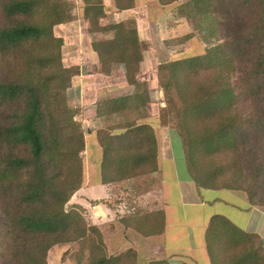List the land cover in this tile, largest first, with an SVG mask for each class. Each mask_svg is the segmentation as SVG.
Wrapping results in <instances>:
<instances>
[{"label": "trees", "instance_id": "trees-1", "mask_svg": "<svg viewBox=\"0 0 264 264\" xmlns=\"http://www.w3.org/2000/svg\"><path fill=\"white\" fill-rule=\"evenodd\" d=\"M79 1L101 72L124 67L133 90L96 104L99 174L109 196L91 206L106 205L143 236L164 230L162 211L138 203L160 181L157 140L146 121L150 92L140 78L146 48L135 23L103 25V0H0V264H48L60 245L68 246L61 263H137L132 248L110 254L87 210L69 205L84 180L86 130L69 98L81 69L65 66L54 29L76 19ZM158 3L173 7L169 26L193 22L210 37L220 35L202 54L157 65L165 103L158 125L174 128L198 190L242 191L264 207V0Z\"/></svg>", "mask_w": 264, "mask_h": 264}, {"label": "crops", "instance_id": "crops-1", "mask_svg": "<svg viewBox=\"0 0 264 264\" xmlns=\"http://www.w3.org/2000/svg\"><path fill=\"white\" fill-rule=\"evenodd\" d=\"M134 3L139 8L136 7L138 12H133V17H130V20L135 21L139 39L148 44L142 34L143 26L146 24L140 19L141 25L139 26L137 21V15L141 13V0H134ZM105 4L106 2L103 0L104 7ZM156 4L157 8L162 11L161 15L168 13V7L161 6L158 0H156ZM82 7L81 3V9ZM143 12L149 13L147 10ZM75 15L74 21L82 17L87 22L82 13ZM115 20V22L120 21L116 18ZM149 21L148 26L153 32L163 31L162 26L166 27V37L164 36L163 40L174 38V28L168 25V19L165 23L162 19L152 16V20ZM86 33L88 35V23ZM89 39L91 38L89 37ZM91 52L93 51L91 50ZM142 63H140L141 71ZM116 80L118 82L115 83V88L104 97H97L98 95H95L94 92L91 95L87 92L83 94L82 90L79 93L78 88L74 89L73 82L69 91L71 104H73L71 91L73 90L77 96L79 94L74 106L81 109L78 120L82 122L83 127L87 119L92 123V127H87L88 134L85 133L83 185L72 201L82 193L91 196H81L77 204L92 214V219L96 216L94 224L99 227V221L102 220L101 224L107 225L110 229V237L113 239L111 248L106 244L108 252L117 254L132 248L137 252L136 264H149L160 260H165L169 264H264V207L251 202L247 194L242 191L198 190L186 172L181 143L172 128L158 125L157 130L152 126L157 139L158 162V171L154 177L160 181V189L157 192L145 194L138 201L139 206L146 208V211H162L165 226L161 234L143 236L130 227L125 228L116 217V213L106 205L100 204L87 208V201L106 199L109 196L108 187L101 184L99 171L95 176L94 171L91 175L86 171L87 166L91 167V164L86 166L87 161L84 155L89 150L90 156L94 150L99 152L98 165L100 164L101 149L96 139V129L100 123L96 119V104L102 99L125 95L130 90L125 79L119 77ZM150 81L151 83L155 82L156 78H151ZM149 95L151 104L159 103V108L164 107L163 95L160 98L157 90L155 96L151 92ZM157 118L158 116L151 114L146 121L152 125V120ZM91 134L94 136L97 147L87 143L86 136ZM172 137L178 139V143H174ZM175 145L178 147L177 153L174 152L177 149ZM92 176H94L92 180L95 179L93 183L90 181ZM104 217L105 219H103ZM99 228L102 232L101 227ZM102 235L104 239L103 232ZM104 241L106 243V240Z\"/></svg>", "mask_w": 264, "mask_h": 264}, {"label": "rangeland", "instance_id": "rangeland-1", "mask_svg": "<svg viewBox=\"0 0 264 264\" xmlns=\"http://www.w3.org/2000/svg\"><path fill=\"white\" fill-rule=\"evenodd\" d=\"M105 2L106 17L101 21L103 25L115 22V18L117 20H120L121 22L132 21L130 20V17H133V12H138L136 11L137 6L134 3V0H105ZM140 4H142L141 13L139 12L140 14L137 15V21L139 23V26L141 25V20L145 22L144 24L146 25L143 26L142 30V34L144 36H142L145 37V40L148 42V44H144L146 52L144 53V60L141 64L142 71L140 70V78L142 79V81L147 83L146 85L148 88V92H151L155 96L157 90L161 98L163 95L162 88L158 86L157 81L152 83L150 81L151 78H155L157 75V70L155 69L156 65L161 62L202 54L207 48L216 45L220 41V35L218 32H216L210 37L209 34L205 33L204 31H200V29H197L193 22H181L180 24L172 27L174 28V38H172L173 40H171L169 46H166L164 44L165 40H163L164 36L166 37V27L162 26L163 31L153 32L152 29L148 26V21L152 20L153 16L154 18L162 19L166 23V19H170V15H168L169 13H164L163 15H161L162 11L157 8L156 0H141ZM167 9V12H169L171 9H173V7L168 6ZM146 10L149 12L148 14L143 12ZM73 13H82L81 1L78 2V5L73 10ZM133 22L135 23V21ZM158 24L159 23L157 22V25ZM86 27L87 22L84 21L82 17H79L76 21L68 23L67 25L56 26L54 30L56 37L62 39L63 42V62L65 66L78 65L81 69V74L73 78L72 80L74 89L78 88L79 93L82 90L83 94L87 92L91 95L92 92H94L95 95H98L97 97H104L115 88V83L118 82V80H116L117 78L120 77L122 79H125V69L120 65H115L108 74H103L101 72V66L97 64V59L94 52H91L90 39L86 33ZM105 37L109 38L110 34H107ZM231 78L232 82L236 84L238 82L239 75L237 73H234ZM77 97H79V94L77 96L76 93L72 90L71 98L73 105H76ZM164 105L165 103L163 101V106ZM149 109L150 113L153 114V116H158L159 103L150 104ZM82 119L84 123L83 116ZM152 122V126H154L155 128L158 127V119H153ZM84 127L85 130H87V127H92V123L87 119L86 123H84ZM87 132L88 131H86V133ZM86 137L88 144L95 145V147H97L94 141L93 134L89 136L87 135ZM172 139L174 143H178V139L174 137H172ZM176 148L177 149H175L174 151L175 153L178 152V147L176 146ZM90 154L91 153L89 150V152L84 155L87 161L86 166L91 164V167L87 166L88 169L86 171L90 175L94 171L95 176L96 172L99 171V152L94 150L91 156ZM94 176H92V178L90 177V181L92 183L95 181V179L92 180ZM90 181L88 182L91 183ZM81 196L91 197L90 195L82 193L79 197L74 198L73 201L71 199L69 205L77 204ZM73 197H75V195ZM121 198L122 196L119 194L116 201L120 200ZM91 202L92 200L87 201V208L91 207ZM88 215L93 223L96 222V216H94V220L91 218L92 214L88 213ZM103 219H105V217ZM101 221H99V227H101L102 229L106 244H108L111 248V240L113 239H111L110 237L111 231H109L110 229L107 227V225L101 224ZM67 248L68 246H56L55 248H53L49 253V264H73V261L68 258H66L64 263H61L60 261L63 252Z\"/></svg>", "mask_w": 264, "mask_h": 264}]
</instances>
